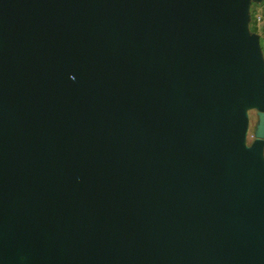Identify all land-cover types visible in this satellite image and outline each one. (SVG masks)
I'll return each instance as SVG.
<instances>
[{"label":"water","instance_id":"1","mask_svg":"<svg viewBox=\"0 0 264 264\" xmlns=\"http://www.w3.org/2000/svg\"><path fill=\"white\" fill-rule=\"evenodd\" d=\"M250 2L0 0V264H264Z\"/></svg>","mask_w":264,"mask_h":264},{"label":"rangeland","instance_id":"2","mask_svg":"<svg viewBox=\"0 0 264 264\" xmlns=\"http://www.w3.org/2000/svg\"><path fill=\"white\" fill-rule=\"evenodd\" d=\"M263 10H264V0H261V1L260 0H251V2H250V20L248 21V26H247L249 34L254 33L253 32L254 28L256 29L259 27L261 30H264V22H262V21L260 22L258 20L259 14H261V13L263 14V12H262ZM256 26H258V27H256ZM261 49H262V46H261ZM262 58H263L262 72L264 75V56ZM242 100H245V93H241L238 96V101H242ZM245 109H246V112L248 115V128H247V135L245 138V145H246V147H250V145L252 144V142L254 140L257 122H258V118L256 115V111L258 110L257 103L256 102H253V103L246 102ZM262 154L264 157V149H263ZM249 171H250V173H249ZM247 173H249V174H247V176H246V181H247V179H249L247 183H250L252 181V177H253V167L252 168L250 167L249 170L247 171ZM19 257L23 261L27 258V256L24 253H20Z\"/></svg>","mask_w":264,"mask_h":264},{"label":"flooded vegetation","instance_id":"3","mask_svg":"<svg viewBox=\"0 0 264 264\" xmlns=\"http://www.w3.org/2000/svg\"><path fill=\"white\" fill-rule=\"evenodd\" d=\"M262 12H263V14L262 13L259 14V18H258V20L260 22L261 21L264 22V10ZM256 27H258V26H256ZM253 32L259 36V46H260L261 55L263 57L264 56V51H263L264 50V45H263L264 44V30H261L258 27L256 29L254 28ZM261 46H262L263 50L261 49ZM258 112H259V109L256 111V115H257V118H258L257 127H258V124H259V114H258ZM257 127H256V132H257ZM256 132H255L254 140L256 138Z\"/></svg>","mask_w":264,"mask_h":264},{"label":"bare ground","instance_id":"4","mask_svg":"<svg viewBox=\"0 0 264 264\" xmlns=\"http://www.w3.org/2000/svg\"><path fill=\"white\" fill-rule=\"evenodd\" d=\"M249 173H250V171H249ZM249 173H248V174H249ZM248 180H249V179H248ZM248 180H247V182H248ZM247 182H246V183H247ZM245 190H246V187H244L243 191H245Z\"/></svg>","mask_w":264,"mask_h":264},{"label":"built area","instance_id":"5","mask_svg":"<svg viewBox=\"0 0 264 264\" xmlns=\"http://www.w3.org/2000/svg\"><path fill=\"white\" fill-rule=\"evenodd\" d=\"M259 18V17H258Z\"/></svg>","mask_w":264,"mask_h":264}]
</instances>
